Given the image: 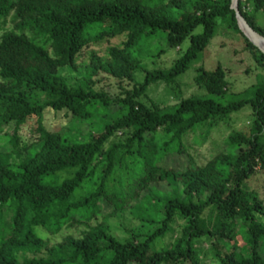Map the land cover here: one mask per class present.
<instances>
[{
    "label": "trees",
    "instance_id": "trees-1",
    "mask_svg": "<svg viewBox=\"0 0 264 264\" xmlns=\"http://www.w3.org/2000/svg\"><path fill=\"white\" fill-rule=\"evenodd\" d=\"M238 8L264 35V0H238ZM8 17L12 26L3 29ZM219 23L243 37L264 70V53L240 29L231 0H0V264H204L202 238L221 264H264V202L247 184L264 168V72L246 97L227 94L218 65L197 76L207 95L170 106L144 101L152 83H174ZM159 32L169 47L190 43L171 67L144 68L135 45ZM83 56L87 77L105 71L132 87L117 97L92 79L71 87L57 71L77 69ZM139 70L144 77L136 81ZM245 105L253 114L248 130L229 132L204 164H159L183 152L186 133ZM48 113L70 123L61 130L52 120L48 128ZM99 113L108 120L98 133L79 131L76 122ZM31 122L33 138L21 140L20 128ZM64 171L70 175L59 180ZM162 181L168 189L157 186ZM122 208L150 231L115 235L108 218ZM100 215L57 243L39 233Z\"/></svg>",
    "mask_w": 264,
    "mask_h": 264
},
{
    "label": "rangeland",
    "instance_id": "rangeland-1",
    "mask_svg": "<svg viewBox=\"0 0 264 264\" xmlns=\"http://www.w3.org/2000/svg\"><path fill=\"white\" fill-rule=\"evenodd\" d=\"M258 22L264 25V15L259 16ZM10 26H12V23L8 17L6 24H2V28L4 29ZM200 30L201 27H198L196 32ZM118 41L119 39L115 37L111 39L110 42L116 43ZM189 43L190 40L187 38L180 47H169L167 46L166 38L159 32L149 39H146L144 42L139 41L136 43L134 54L140 59L141 66L144 68L167 69L171 67L177 57L184 53ZM244 45L243 37L240 34L228 30L223 23H219L206 47L191 61L189 67L176 77L174 83L168 84L164 81L152 83L147 88L144 101L148 105L155 103L160 106H170L178 103L183 97L207 95V89L198 82L197 76L202 69H214L218 65L225 67L226 70L227 94L234 95L236 92L243 93L244 91L242 96L246 97L247 94L245 90L263 78L264 70L257 66L250 51L246 49ZM102 47L96 44H90V48H99L100 53L104 51ZM78 61L79 65L75 70L70 66H64L57 71L64 76L67 83L73 88L77 86H86L92 79L95 89L106 91L110 96L117 97L124 92V88L132 87V81L127 79L119 80L105 71H100L97 75L92 76V78L87 77L86 68L83 65V63L88 61L87 57L83 56ZM143 77V70L136 72V81H141ZM117 108V105H114L112 110H116ZM252 115L250 106L245 105L239 111L231 113L225 120L214 122L211 126L203 125L196 131L186 133L183 138V152L172 153L166 156L159 164L165 167L173 166L177 169H184L191 159L199 165L204 164L213 154L223 149L225 144L224 141L229 132L232 130H248ZM52 120L56 121V125L59 126L61 130L65 129L66 125L70 123V121L65 123L68 119L65 120L62 118L61 114L55 116L52 113H48L45 116L48 128L53 127L51 123ZM107 120L108 118L106 115L104 116L99 113L83 124L76 122V126L79 128V131L82 130L84 133L93 132L96 134L100 131L102 127L101 124ZM32 127V122L22 125L19 130L21 140L27 141L33 138L31 132ZM66 175H70V172H61L59 174V180ZM247 184L264 202V168H259L257 173ZM157 186L159 188L168 189L165 181H162ZM104 211L109 212V208H106ZM101 218L102 215L93 218L89 222L86 220H74L71 223L62 225L61 231L59 232L54 233L47 229H40L39 233H41L42 237L48 240L49 243H57L61 240L63 235L67 233L77 235L82 229L88 228L90 224L100 221ZM176 221L175 228L178 232L183 220L177 218ZM108 222L110 223L111 231L118 237L128 236L132 231L135 233L150 231V227L141 223L127 208H122L116 213H112L108 218ZM174 235L165 237L163 243L169 240L171 241ZM197 245H200L204 250V253L200 254L204 264H221L211 254L209 250V241L203 238L198 239Z\"/></svg>",
    "mask_w": 264,
    "mask_h": 264
},
{
    "label": "water",
    "instance_id": "water-1",
    "mask_svg": "<svg viewBox=\"0 0 264 264\" xmlns=\"http://www.w3.org/2000/svg\"><path fill=\"white\" fill-rule=\"evenodd\" d=\"M231 7L234 9L238 25L243 33L250 39V41L255 44L263 53L264 49L261 48L260 42H264V35L256 31L244 18L242 13L238 8V0H231Z\"/></svg>",
    "mask_w": 264,
    "mask_h": 264
},
{
    "label": "bare ground",
    "instance_id": "bare-ground-1",
    "mask_svg": "<svg viewBox=\"0 0 264 264\" xmlns=\"http://www.w3.org/2000/svg\"><path fill=\"white\" fill-rule=\"evenodd\" d=\"M260 46L264 49V42H260Z\"/></svg>",
    "mask_w": 264,
    "mask_h": 264
}]
</instances>
